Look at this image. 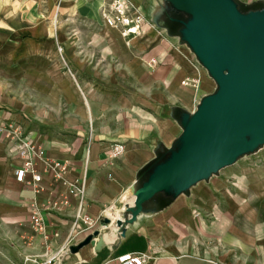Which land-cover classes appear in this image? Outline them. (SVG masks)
<instances>
[{
    "label": "crops",
    "instance_id": "1",
    "mask_svg": "<svg viewBox=\"0 0 264 264\" xmlns=\"http://www.w3.org/2000/svg\"><path fill=\"white\" fill-rule=\"evenodd\" d=\"M110 1L0 0V124L19 126L66 165L60 181L42 174V191L32 193L14 179L16 145L0 133V264L51 256L47 264H118L127 252L142 254V264H264L262 166L199 181L162 207L150 203L119 236L113 220L131 186L178 136L174 110L187 111L196 94L180 80H208L177 35L149 21L160 0H131L144 17L133 34L103 22ZM113 143L123 151L110 158ZM71 185L82 186L80 197ZM32 201L43 234L30 228ZM103 217L111 223L99 227ZM94 228L99 246L57 253Z\"/></svg>",
    "mask_w": 264,
    "mask_h": 264
},
{
    "label": "water",
    "instance_id": "2",
    "mask_svg": "<svg viewBox=\"0 0 264 264\" xmlns=\"http://www.w3.org/2000/svg\"><path fill=\"white\" fill-rule=\"evenodd\" d=\"M164 2L167 8L159 7L169 22L164 23L166 28L188 47L215 87L199 98L193 111L175 108L180 133L145 165L131 186L130 203L113 220L119 236L148 204L162 207L264 144V2ZM159 14L150 20L155 23ZM110 223L103 217L99 227ZM98 234L94 228L70 244L68 252L87 244L99 246L100 241L94 240Z\"/></svg>",
    "mask_w": 264,
    "mask_h": 264
},
{
    "label": "built area",
    "instance_id": "3",
    "mask_svg": "<svg viewBox=\"0 0 264 264\" xmlns=\"http://www.w3.org/2000/svg\"><path fill=\"white\" fill-rule=\"evenodd\" d=\"M101 18L106 25L120 26L123 34H133L140 31L141 24L144 22V17L138 6L131 0H111L109 5L101 8ZM151 21V20H149ZM197 80L194 87H196ZM0 133L8 140L16 145V158L19 160V165L13 170L14 179L17 182L29 187L32 193L42 191L41 175L47 174L52 182H57L62 179V175L66 171V165L49 157L42 146L36 144L30 137L26 136L21 128L11 122L0 124ZM123 146L121 143H113L107 156L115 158L122 152ZM41 165L38 170L37 164ZM70 190L81 196L82 186H72ZM62 205L66 204V199L63 195L60 197ZM52 205H54L52 203ZM29 224L33 232L43 234L44 225L41 218L40 208L32 201L29 205ZM44 237V236H43ZM74 244L71 241H66L63 247L58 249L57 253L68 252V246ZM55 256H51L46 260L30 261L32 264H47ZM115 261L118 264H142L144 256L142 254L121 253L116 256ZM211 264H222L217 260H209Z\"/></svg>",
    "mask_w": 264,
    "mask_h": 264
},
{
    "label": "rangeland",
    "instance_id": "4",
    "mask_svg": "<svg viewBox=\"0 0 264 264\" xmlns=\"http://www.w3.org/2000/svg\"><path fill=\"white\" fill-rule=\"evenodd\" d=\"M160 3L162 4V6L164 5L165 8H167V5L164 2V0H160ZM167 10H169V9H167ZM167 12L169 13V11H167ZM157 20L158 21H162L163 23H166V24L169 23L167 18H166V16H165V13H163V12H161L159 14V16L157 17ZM190 54L192 56V59H194V61L196 62V65L204 72V74H206V77H207L206 79L208 80V85L199 84V81H198V79L196 77H190V78L186 77V78L180 80V84L181 85H185V86L191 88L193 91L196 90V94L193 97L194 99L193 100L192 99L189 100V106H188V109H187L188 112H191V111L194 110L195 105H196V103L199 100L198 99L200 97L199 95L201 93L210 92L215 87L213 81H211L212 79L210 80V78L207 75L205 69L195 60L193 54L192 53H190ZM196 80H197V84H196V87H194V84H195ZM122 151H123V149H122ZM257 166L264 167V144H262L256 151H254L252 153H249V154H245V155L240 156L235 161V163L219 169L216 174H212L210 177L212 178V177H214L217 174L219 175L221 173H226V172H229V171H232V170H237V171L244 170V169L247 170V169H251V168L257 167ZM113 225H114V223H113Z\"/></svg>",
    "mask_w": 264,
    "mask_h": 264
},
{
    "label": "bare ground",
    "instance_id": "5",
    "mask_svg": "<svg viewBox=\"0 0 264 264\" xmlns=\"http://www.w3.org/2000/svg\"><path fill=\"white\" fill-rule=\"evenodd\" d=\"M161 12V9H160V7H158L156 10H155V12H154V16H157L159 13ZM128 203H130V202H128ZM112 213H110V215H111ZM116 214V213H115ZM108 215H109V213H108ZM115 216V215H114ZM116 218H120V216H118L117 215V217ZM108 235V234H107ZM110 235V234H109ZM104 240H105V238H104Z\"/></svg>",
    "mask_w": 264,
    "mask_h": 264
}]
</instances>
